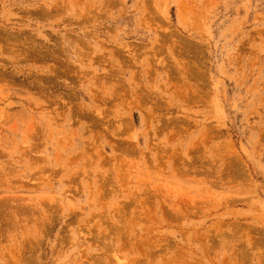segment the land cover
I'll return each instance as SVG.
<instances>
[{"label": "rangeland", "instance_id": "rangeland-1", "mask_svg": "<svg viewBox=\"0 0 264 264\" xmlns=\"http://www.w3.org/2000/svg\"><path fill=\"white\" fill-rule=\"evenodd\" d=\"M0 264H264V0H0Z\"/></svg>", "mask_w": 264, "mask_h": 264}]
</instances>
